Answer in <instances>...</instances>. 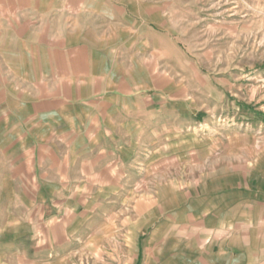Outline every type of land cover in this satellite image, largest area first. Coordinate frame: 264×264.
<instances>
[{
	"label": "crops",
	"instance_id": "1",
	"mask_svg": "<svg viewBox=\"0 0 264 264\" xmlns=\"http://www.w3.org/2000/svg\"><path fill=\"white\" fill-rule=\"evenodd\" d=\"M169 4L0 0V201L25 261L78 242L116 264H264V142L183 140Z\"/></svg>",
	"mask_w": 264,
	"mask_h": 264
},
{
	"label": "rangeland",
	"instance_id": "2",
	"mask_svg": "<svg viewBox=\"0 0 264 264\" xmlns=\"http://www.w3.org/2000/svg\"><path fill=\"white\" fill-rule=\"evenodd\" d=\"M167 10V68L182 85L183 140L221 149L264 142V0H170ZM172 111L168 104V122ZM13 205L0 201V264H116L110 243L102 253L76 242L25 261L20 252L29 246L12 231Z\"/></svg>",
	"mask_w": 264,
	"mask_h": 264
}]
</instances>
